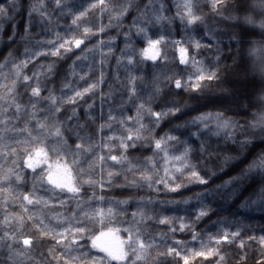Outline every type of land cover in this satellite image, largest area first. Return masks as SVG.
<instances>
[{"label":"snow or ice","instance_id":"6c2138e0","mask_svg":"<svg viewBox=\"0 0 264 264\" xmlns=\"http://www.w3.org/2000/svg\"><path fill=\"white\" fill-rule=\"evenodd\" d=\"M25 4L27 23L7 36L20 43L0 54L5 264H264V226L198 231L213 211L207 194L169 198L208 184L210 160L236 172L218 188L248 192L241 207L264 214V89L256 102L218 97L211 111L182 99L204 100L232 59L223 37L237 34L209 23L264 35V0H0V32ZM177 21L185 39L149 35ZM133 37L147 48L138 52ZM168 43L186 67L146 79L141 58L163 65ZM203 49L214 50L207 65L197 58ZM257 53L250 71L264 80V45Z\"/></svg>","mask_w":264,"mask_h":264},{"label":"trees","instance_id":"16d2710c","mask_svg":"<svg viewBox=\"0 0 264 264\" xmlns=\"http://www.w3.org/2000/svg\"><path fill=\"white\" fill-rule=\"evenodd\" d=\"M71 2L79 3L81 0H71ZM25 4L24 8L19 9L18 11L11 12L10 15L13 17V20L6 21L4 23V30L0 32V54L7 55L8 51H15L20 41L17 39L16 43H12L11 40L7 39V36L13 34L14 32H20L23 29V26L27 23V14H26ZM207 11V10H206ZM237 15V13H233ZM68 23L67 20H61V25ZM209 27H215L218 33H227L235 32L236 40H230L227 35L223 37L224 44L228 45V48L225 49L224 55L231 56L232 59L225 60L228 70L225 72L222 81L218 84H214L211 88L207 89L204 93L205 99L197 102L188 99L187 96L182 97L188 101L189 104L193 106H199L202 111H211L215 110V107L219 106L218 97L232 96L235 95L237 99L243 96H251L253 102L259 100L261 89H264V80L261 79L258 73L250 71V69L257 63L259 54L257 53V59L254 60L253 56L250 55V52L254 48H259L264 45V35L259 34V29L256 30L257 34L241 36L239 29H233L229 27L228 23H223L218 20H213L209 23ZM159 31V34L164 37L165 41L173 40H183L189 33L183 30L182 26H179V22H174L170 28L163 25L157 26L149 30V35L153 39L159 38L156 35H152L153 32ZM39 32V28L34 30V34ZM197 39H201L199 35L192 33ZM134 47L138 52L144 48H147V43L140 39L133 37ZM242 41V42H241ZM202 42H207V37H205ZM117 43L122 48L124 45L121 40L118 38ZM235 45L233 47L232 45ZM11 45V48L8 47ZM223 47V45H221ZM162 54L167 56V60L163 65L157 60L152 62L147 59H142V74L148 79L150 74L163 76L164 73L171 74L173 71L180 73L182 69L186 66L178 63L180 52L178 47L174 46L171 43H168L165 47L164 44L160 45ZM203 52L202 56H198V59L204 60L207 65L209 61L214 59V50H201ZM191 54V49L189 50ZM223 58V57H222ZM235 61V64L233 63ZM157 65H161L157 67ZM236 65H242L237 67ZM247 69V70H246ZM110 72L113 71L110 66ZM223 71V65L221 66ZM193 71L189 69V72ZM255 79L256 83H250ZM245 106L248 105V100L244 99L241 101ZM207 105V107H205ZM228 107H230L233 112L236 111V105L229 101ZM256 108L252 109V112L255 113ZM198 113L193 112L192 115H197ZM231 114V113H230ZM190 116L184 117V119H190ZM238 119H245L246 117H237ZM176 123H181V121H176ZM214 147H225L224 144L214 145ZM223 155V153L221 154ZM203 168L209 172V175L205 178L208 179V184L190 185V189H182L184 196L178 194H172L169 198L183 199L186 197H194L198 193H206L204 202L210 208H212V213L210 217H206L205 221L201 222V225L198 227V231H207L210 234H214L217 231L227 229L229 227H245L247 225H252L253 228L258 232L261 226H264V214L260 213H251L246 211L241 205L247 199L249 193L244 191L239 195H234L230 189L232 185H229L227 188H218L220 185H224L226 181L231 180L236 172L232 171L231 168L225 167L223 170L219 167L218 163H212L210 160H205L203 162ZM214 173V174H212ZM201 175H204V171H201ZM120 190H115L113 194L119 197ZM123 198V197H119ZM198 203L193 200L192 204L187 207H192ZM178 238L183 239L184 234H178ZM190 237L188 240L190 241ZM6 254L0 251V264H5ZM248 264H254L253 260H249Z\"/></svg>","mask_w":264,"mask_h":264}]
</instances>
